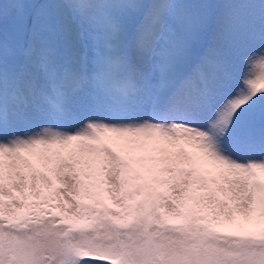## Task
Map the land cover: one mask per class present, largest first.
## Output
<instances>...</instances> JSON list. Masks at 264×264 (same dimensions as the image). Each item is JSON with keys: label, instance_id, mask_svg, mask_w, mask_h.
I'll list each match as a JSON object with an SVG mask.
<instances>
[{"label": "snow or ice", "instance_id": "snow-or-ice-1", "mask_svg": "<svg viewBox=\"0 0 264 264\" xmlns=\"http://www.w3.org/2000/svg\"><path fill=\"white\" fill-rule=\"evenodd\" d=\"M0 264H264V0H0Z\"/></svg>", "mask_w": 264, "mask_h": 264}]
</instances>
